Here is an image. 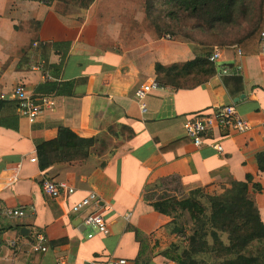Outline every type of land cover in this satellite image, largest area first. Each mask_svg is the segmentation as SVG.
Masks as SVG:
<instances>
[{
  "label": "crops",
  "instance_id": "obj_1",
  "mask_svg": "<svg viewBox=\"0 0 264 264\" xmlns=\"http://www.w3.org/2000/svg\"><path fill=\"white\" fill-rule=\"evenodd\" d=\"M192 45L158 38L145 22L142 0H0V120L16 127H0V264H94L115 258L175 264L163 255L173 257L168 248L179 240L168 226L171 219L142 197L148 186L168 178H176L185 193L200 189L216 195L249 176L247 194L264 225V175L255 163L264 152V56L258 46L252 54L240 51L239 58L231 49L236 44L211 47L219 50L215 72L225 66L236 76H212L192 89H150L142 99L144 112L133 99L138 87L155 80V65L194 59L199 47ZM37 61L44 63L49 80L30 71ZM230 77L240 78L239 92L231 82L223 87ZM43 82L58 84L61 93L54 95L52 110L28 124L17 114L12 90L23 84L39 94L35 89ZM226 105H233L250 129L212 130L194 147L182 123ZM58 128L92 139L88 157L40 171L29 159H36L35 146L55 138ZM15 165L17 181L9 184ZM43 177L72 187V193L44 195L38 186ZM90 193L97 204L72 214L71 207ZM4 209L24 215L8 218ZM90 211L103 217L106 234L84 225ZM35 234L45 238L43 253L30 251Z\"/></svg>",
  "mask_w": 264,
  "mask_h": 264
},
{
  "label": "trees",
  "instance_id": "obj_2",
  "mask_svg": "<svg viewBox=\"0 0 264 264\" xmlns=\"http://www.w3.org/2000/svg\"><path fill=\"white\" fill-rule=\"evenodd\" d=\"M155 7L170 24L159 25L152 19L150 12ZM143 10L158 38L182 36L199 47L191 61L169 67L155 65L154 82L158 88L178 90L201 85L215 73L207 61L212 46L236 44L243 54H252L264 29V0H145ZM56 45L67 48V44L52 47ZM61 59L56 69L61 67ZM227 82L240 91L239 77L223 79L226 90ZM58 88L56 83L43 82L35 91L59 95ZM9 122L0 120V127L15 129V124ZM92 144L90 138H79L66 128H58L55 138L35 146L37 168L44 171L54 164L81 163L87 159ZM255 163L258 173L264 175V152L256 156ZM166 180L176 186L168 188ZM160 181V185L148 186L142 197L155 212L171 219L170 231L180 238L179 243L168 248L174 256L164 253L166 258L175 264H264V225L247 194L251 177L232 182L216 195L204 194L200 189L185 193L176 178ZM158 188L162 191L154 198L150 192ZM252 189L260 190L257 185ZM174 192L179 195L170 194ZM180 216L185 218L189 234L185 235L183 225L177 222ZM133 232L139 243L140 234ZM203 255L209 256V263L201 260Z\"/></svg>",
  "mask_w": 264,
  "mask_h": 264
},
{
  "label": "built area",
  "instance_id": "obj_3",
  "mask_svg": "<svg viewBox=\"0 0 264 264\" xmlns=\"http://www.w3.org/2000/svg\"><path fill=\"white\" fill-rule=\"evenodd\" d=\"M50 0H41L43 4H48ZM166 40H170L168 35L163 37ZM258 54L264 56V29L259 33L258 39ZM236 57L241 56V52L237 46H231ZM219 60V50L217 47L211 48V53L207 56V61L211 64L217 63ZM44 63L42 61H37L34 65L30 67L31 72L42 73L43 79H48L43 70ZM237 72L233 73L228 67L222 66L219 71H216L213 76L217 79H221L224 76H236ZM157 88L154 81L148 84L141 85L138 87L133 94V99L137 102L141 112H144V106L142 104V99L148 93L150 89ZM11 99L14 101L17 114L19 117L25 119L28 124H33L38 116L46 111L52 110L54 108V94H32L29 92L23 84H17L11 93ZM182 129L185 136L190 140L191 144L198 148L203 144L204 136L211 132L212 130H232L236 133L242 134L250 129V124L247 120L240 118L233 105L221 106L216 111L211 114H199L186 119L182 123ZM263 135H264V121H263ZM211 147L216 152H221V147L219 145H211ZM29 162L35 163V158H30ZM18 165L12 168L9 174V184H13L17 181ZM40 191L51 198L57 197L60 192L65 194H71L73 191L72 187L65 184H56L47 178H41L39 181ZM98 198L90 193L85 198L81 199L79 202L75 203L70 211L72 214L84 211L90 206L96 205ZM2 215L8 218H21L24 213L20 209H4ZM83 223L86 226H90L99 234L107 233L106 222L103 217L92 211L87 212L83 219ZM45 238L43 235L35 234L32 243L30 244V251L32 253H43L46 250L44 244ZM7 246L10 250L16 249V244L14 241L7 242ZM94 264H130V261L124 258H115L108 261L97 262Z\"/></svg>",
  "mask_w": 264,
  "mask_h": 264
},
{
  "label": "rangeland",
  "instance_id": "obj_4",
  "mask_svg": "<svg viewBox=\"0 0 264 264\" xmlns=\"http://www.w3.org/2000/svg\"><path fill=\"white\" fill-rule=\"evenodd\" d=\"M144 5H145V0H142V9H143V7H144ZM143 12H144V10H143ZM150 16L152 17V19L153 20H155L159 25H163V24H170L168 21V19L167 18H165L164 16H163V14L161 13V11L158 9V7H155V10H152L151 12H150ZM145 18V17H144ZM145 22H146V24H147V26L149 27V28H151V24H150V22H149V20H148V18L146 19L145 18ZM152 29V28H151ZM171 38H175V39H179V40H184V41H187V42H189L188 40H187V38H184V37H171ZM190 44H193V43H190ZM192 46H195L196 47V45H192ZM45 66V65H44ZM173 186L171 185V186H168V188H172ZM158 190L160 191L161 189L160 188H158ZM157 189H153L151 192H150V194H153L154 195V198H155V196H157L159 193H161V191L159 192ZM171 195H179V192H174V193H170ZM147 195H149V194H147ZM150 196V195H149ZM179 224H182L183 225V228H184V233H185V235L186 234H189V230H188V228H189V226L187 225H185V218L183 217V216H180V218L178 219V221H177ZM179 240H180V238H178ZM179 240H177V243H179ZM176 243V244H177ZM201 260H203L205 263H209V261H210V259H209V256L207 255H203V257L201 258Z\"/></svg>",
  "mask_w": 264,
  "mask_h": 264
},
{
  "label": "water",
  "instance_id": "obj_5",
  "mask_svg": "<svg viewBox=\"0 0 264 264\" xmlns=\"http://www.w3.org/2000/svg\"><path fill=\"white\" fill-rule=\"evenodd\" d=\"M241 97H242V96H240L239 98L234 99L233 102H237L238 99H240ZM20 233H21V234H24L23 230H21Z\"/></svg>",
  "mask_w": 264,
  "mask_h": 264
}]
</instances>
